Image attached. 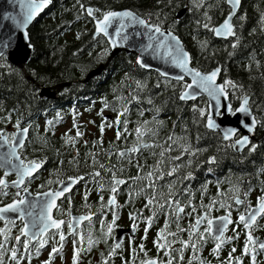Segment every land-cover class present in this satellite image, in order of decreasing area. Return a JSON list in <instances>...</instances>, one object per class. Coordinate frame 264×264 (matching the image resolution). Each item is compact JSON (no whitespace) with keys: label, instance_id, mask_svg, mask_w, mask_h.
I'll use <instances>...</instances> for the list:
<instances>
[{"label":"snow or ice","instance_id":"1","mask_svg":"<svg viewBox=\"0 0 264 264\" xmlns=\"http://www.w3.org/2000/svg\"><path fill=\"white\" fill-rule=\"evenodd\" d=\"M159 2L160 0H157V4ZM220 2L221 0H217L215 5L206 6L201 14L202 19L197 20L196 23L217 38L227 40L231 37L232 51H228L227 54L232 57L240 43V38L234 30L236 26L232 20L236 18L243 21L245 16L243 14L237 16L241 0H222L228 6L227 14L224 15L222 22L213 25L208 14V7H218ZM51 3L52 0H8L13 11L4 10L0 13V69L13 71L23 80V75L19 70L12 69L8 63V57L17 50L18 37L24 42L26 49H34L27 27L29 22ZM189 3L192 8L199 11L201 6L206 4V0H189ZM76 5H78L77 18L86 17L93 24V41L100 37V43L107 44V48L101 47V53L106 54L111 49L121 46L131 47L136 53L135 66L142 70L152 69V62L155 61V72L158 78L164 82L166 88L168 86L173 88L174 98L180 102L194 101L191 104L193 123L201 125L206 132L215 133L216 138L225 148H231L234 151L246 149L249 154H253L257 150L258 145L251 141V135L258 124L264 128V110L258 120L252 111L253 104L250 102L249 95L243 90V86L229 79L226 74L222 80H218L219 74L224 71L221 65L217 64L210 69L193 66L190 53L174 33L172 25L164 27V21L160 19L158 10L155 13L138 14L128 8L114 10L106 7L101 9L91 4L86 5L81 0H76L74 7ZM17 6L19 11H15ZM192 8L188 10L191 11ZM154 15L155 20H153ZM260 21L264 25V13H261ZM5 27H7V31H5ZM262 31H264V26H262ZM79 35L77 33V38ZM198 44L201 51L208 46L206 40L199 41ZM249 60L250 64L245 65V70H250L252 64H255L257 70L260 69V61L254 59V54H249ZM31 74L35 75V72L32 71ZM41 79L43 78L41 77ZM128 79L130 77L125 73L121 81V88H123L124 81ZM132 82L135 87L130 86L128 96H124L122 92L117 93L113 89V104H109L101 97V112L105 108H110L115 116L113 119L102 117L99 125L101 138L92 142L94 146L98 145L97 151L85 153V163L90 171L65 175L61 171L64 161L60 160L55 169L49 170V179L38 186L55 185L54 188L47 187L46 191L35 193L29 191L28 184L31 180L36 179L39 175L38 169H41L46 160V157L28 159L23 156V152L28 146L26 141H28L31 122L26 121L23 114L17 116L13 122L12 114L16 111L14 108L8 109L3 116H0V124L11 123L14 129V131L8 132L4 127H0V149H3L0 151V169L3 170V175H0V222H3V227H0V264H22V261L31 264L33 255L38 256L40 250L49 244V237L52 238L50 251L47 254V259L41 261V264H51L55 255H59L63 261L62 249L68 236L73 238L70 264H79L81 253L85 252V248L77 247L78 241L81 244L84 243V237L80 232L81 222L88 221L91 225L92 217L98 215L100 224L98 231L104 243L107 244L114 223L118 219L117 208L129 204H132L134 208L129 212L133 233L137 226L143 223L139 242L134 244V235L128 236L127 259H125L122 240L113 239L106 255L104 252L99 253L98 264H110V262L114 264L113 258L116 257L119 258L120 264H242L245 257L248 258V264H258L257 256L264 254V240L253 236L252 232L258 226L257 218L264 216V181L259 182L260 194L256 197L254 205L248 200V194L253 190L252 186L249 185L241 192L239 180L236 184L227 181L229 188L223 193L220 189L222 181H217L216 196L208 197L207 203H204L207 183L201 186L199 203L193 202L191 190L188 187L179 189L175 187L177 182L175 178L162 185L167 189L166 193L158 191V182L162 178L174 177L184 167L185 162L181 161V157L186 155V163L191 165L192 157L203 152L204 149L192 147L186 135L178 137L174 132H169L164 141L146 140V135L152 137L157 135L148 126L151 123L148 120L134 121L136 126L129 130V105L133 102H140L138 92H142L146 86V81L143 80L133 78ZM155 87L159 88L160 83L157 82ZM198 97H206L203 100V106L196 102ZM233 101L236 102L235 106ZM145 102L151 104L152 100L148 97L145 98ZM3 111V107L0 106V112ZM155 111L158 112L159 109L157 108ZM101 112H98L97 115H100ZM225 112L230 116L238 117L236 126H223L216 120L215 117L223 116ZM76 115L78 113L74 112L72 128L62 136L64 143L73 148H75L77 139L83 135L75 122ZM138 115L142 116L143 112H138ZM60 120L61 115L57 112L53 120L46 121L45 132L54 128L55 123ZM22 121H24L23 126H21ZM89 122L91 123V121ZM155 123L162 124L160 121H155ZM106 127L115 129V140L121 141L122 145L128 140L130 132L135 140L130 142L127 147H119L114 152L111 149L115 140L110 141L109 148L104 149L102 136ZM72 129L75 130L74 136H68V131ZM197 138L199 139V137ZM156 148L160 149L159 152H149L150 156L156 157L154 164L145 165L137 159V155L142 150ZM219 150L218 147L217 151ZM173 151H177V154L172 155ZM100 152H104L107 157L115 155L117 163L126 159L128 164L136 169V174L123 176L122 174L126 170L124 165L121 163L117 168L115 164L107 161L101 162L98 158ZM165 162H167L166 168L164 167ZM215 162V155L207 157L209 166ZM68 163L78 171V151L76 156L69 159ZM208 171L211 172L213 169L209 167ZM102 172L104 175L101 174ZM256 172L259 180V173H264V164L258 167ZM9 174H13L15 178L7 180L6 177ZM53 175L56 179H52ZM192 176V171L187 170L180 178V183L191 181ZM78 182L85 185L82 196L85 201L83 207L89 211L74 216L71 211V197L65 196V193H68ZM138 182H143V186L134 187ZM90 184L94 186L99 198L96 212H92V206L87 203L88 193L92 190L89 187ZM122 185L123 189H121ZM10 188L15 189V192L12 193L9 202L4 203L5 198L9 196ZM105 191L108 193L106 201L103 195ZM120 191L127 194V199H125L124 205L118 206L116 196ZM229 192L230 196L227 195ZM137 196L143 197V205L140 208L134 207ZM61 197L68 201L66 210H62L57 203ZM35 209H39V211L36 212ZM220 209H223L222 215H212L214 210L219 211ZM53 210L59 215L67 216L68 219L55 218ZM145 210L148 212L146 216L144 215ZM233 211L236 212L235 219L232 218ZM109 212L111 220L106 221L104 217ZM161 215L164 218L163 224L156 228L151 241L157 255L150 257L149 250L145 247L147 233ZM185 217H188L189 220L182 226L181 220ZM17 221H19L18 227ZM65 224L67 232L62 229V225ZM173 225L174 228L171 227ZM229 225H232L230 230ZM238 226H242L240 231H237ZM13 228L17 229L14 236L12 235ZM229 231L231 234L225 235ZM185 233L186 237L182 235ZM241 233H243L244 239L237 254V247L232 245V242L238 240ZM99 242L100 239L93 237L92 232L89 231L88 249L90 250L94 244ZM209 243L212 244V247L208 249V252L214 259H208L201 255L203 248ZM226 244L232 246L228 249L226 256L220 259V253ZM139 253H144L143 258L139 257ZM185 256H187L186 259Z\"/></svg>","mask_w":264,"mask_h":264},{"label":"flooded vegetation","instance_id":"2","mask_svg":"<svg viewBox=\"0 0 264 264\" xmlns=\"http://www.w3.org/2000/svg\"><path fill=\"white\" fill-rule=\"evenodd\" d=\"M207 2L215 1V0H206ZM252 0H241V6L237 13V16L243 14L245 19L240 21L239 19L234 18L233 24L235 27V32L237 36L240 38L239 47L235 50L234 55L229 57V61H225L223 64L215 63L212 61H204L202 62V67L198 66L194 62H192L193 66L200 67L202 69H210L212 67L217 66V64L221 65L224 71L219 74L218 80H222L224 75L226 74L227 77L237 84L243 86V90L249 95L250 102L253 104L252 111L256 118L259 120L262 115V110H264V100L261 95V89L259 82L261 81V71L255 70L254 80L252 79V70H245V65L250 64V62L245 61L244 57L242 56V50L245 45H247L250 39H246V33H251V29L248 27L252 26H264L260 19L255 23L249 22L248 19L253 17L251 14H247L245 6H247L248 2ZM206 2V3H207ZM256 2V3H255ZM254 4L264 3V0H256ZM55 4H58V7L55 8ZM68 4L66 0H52L50 6L41 14L37 19L34 20L33 23L29 25L28 33L34 37V42L39 46L45 48L47 54L52 53L54 49V35L56 32H60L61 37H69L73 35L77 37V33L79 36H83L84 44L80 45V48L77 54L75 52L73 56H83L86 60L81 59V64L75 65L77 66H85L86 70L83 72L81 78L74 79L72 82H68L63 85V89L58 92L59 99L57 101L49 98L46 100H42L39 98V93L42 89L47 87L40 86L33 77L36 75L41 74L39 70L40 66H43L46 61L40 58L33 71L35 75H30L26 72V65L30 64V61L34 57V49H32L31 59L26 63L23 64L22 67L14 65L8 61L11 65L12 69L20 70L24 73L23 81H31V83H25L22 86L21 93L18 95V99L14 102L12 101H3L0 106L3 107L4 111L0 112V116H3L8 109H16V111L12 114V121L14 122L16 117L23 114L26 121L31 122V127L29 128L28 133V141L26 143L28 146L25 148L23 152V156H26L28 159H39L41 157H46L44 164L42 165L41 169L38 171L39 175L36 179H33L28 184L29 191L35 193L37 191H46L47 187H55V185H47L46 187H38L39 185L44 184L45 181L49 179V170H53L57 167L58 162L63 160L64 163L61 166V171L67 175H76L83 172L90 171V169L86 166L85 163V153L86 152H96L98 145L94 146L93 141L99 140L101 138V134L99 131V125L101 123L102 117H107L109 119H113L115 113L110 108H105L101 112L102 104H101V97H103L109 104H113V89L116 90L117 93H121L124 96H128V92L131 87H135L131 84L125 83L123 84V88L120 87L121 81L123 78L118 76L119 68L124 65L127 67L131 64V62L126 61H115L118 57L123 55H129L127 53H121L119 56L113 58L107 65L106 69L102 73V75L93 77L90 81L84 82L86 75L96 67H99L101 64L107 62L110 56V51L106 54L101 53V46H97L92 39V32L94 30L93 24L85 17V23L89 22L91 28L89 30L86 29H70L68 26L70 24L66 23V18H69L71 14L77 15V12L68 13L67 17H64L63 6ZM208 6V5H207ZM212 8L216 13L221 16V19L217 22L219 24L222 22L224 15L227 14L228 6L225 5L222 0L219 3L218 7H209ZM103 9V7H101ZM125 9V8H122ZM130 9V8H129ZM223 9V11H221ZM114 10H121V9H114ZM133 10V9H131ZM149 12L154 13L153 8L147 7ZM135 11V10H133ZM136 12V11H135ZM138 13V12H137ZM148 13V12H147ZM139 14V13H138ZM176 14L173 15L172 19L168 22L164 23L165 25H172V28L175 29V26H180V23L175 18ZM155 15L153 16V20H155ZM47 23L48 30L43 32L42 30L36 28L37 32H34V27L37 26L39 23ZM216 25V24H213ZM90 35V36H89ZM215 38V36H214ZM100 37L97 38V40ZM232 38L223 40L225 45L229 50L232 51L230 46V41ZM38 43H37V42ZM264 47V44H261ZM250 48L253 47V44L249 42ZM107 48L106 46H104ZM134 56V55H131ZM39 57H37L38 59ZM135 58V56H134ZM102 59V61H101ZM234 60V61H233ZM96 65H94V64ZM123 64V65H122ZM90 66H95L90 68ZM138 67V66H137ZM139 68V67H138ZM140 69V68H139ZM142 70V69H141ZM149 74L146 77V89L152 90L153 92H138L140 97V102L136 103L133 102L129 105V130L134 129L136 126L133 122H139L143 120H148L151 123L148 125L157 133L155 137L147 136L145 137L146 140H154L155 142L164 141V138L168 136L169 132H174L176 136H183L186 135L188 142L194 148L204 149L203 152L195 154L192 157L191 165L186 163L187 156L181 157V161L185 162L184 167H182L178 173L175 174L174 177H165L162 178L161 181L158 182V191L167 192L166 188H163L162 185L167 183L170 180L176 179V188H183L188 187L191 190V195L193 197L194 203H199L201 199V186L207 183V191L204 195V203L208 202V197H215L217 193V181H222L220 183V189L223 193L224 190L229 188V183L227 181H231V183L236 184L239 180L241 186V192L245 190L249 185L252 186L253 190L248 194V200L254 205L256 201V197L260 194L259 192V182L264 181V173H259V180L257 179V172L256 169L264 164V128H262L259 124L254 129V133L251 135V141L257 143L258 148L254 151L253 154H249L246 149L240 151H234L231 148H225L221 145V142L216 138V134L212 132H206V130L199 124L193 123V113L191 111V104L194 101H186L180 102L174 98L173 88L168 86L167 88L164 85V82L160 80L155 72V70H143ZM13 71H6L5 73L8 74ZM42 75V74H41ZM35 76V77H36ZM45 78L49 79L52 76L50 75H42ZM11 77H8L10 80ZM13 80H17V78H13ZM157 82L160 83V87L157 88L155 85ZM255 82V85H254ZM173 83H175L173 81ZM71 85L74 87L71 88ZM52 89V88H51ZM75 89V90H74ZM50 90V88H49ZM66 90V91H65ZM74 90V92H72ZM90 95L87 98H83V95ZM9 96L8 94H0L1 98H6ZM171 102L169 101V97H172ZM150 97L152 103L149 104L147 102H143V98ZM92 98V99H90ZM206 97H198L197 101L201 106H203V100ZM90 100V101H89ZM173 100L175 102H173ZM166 103V105H165ZM236 102L233 101V105L235 106ZM159 109L158 112L155 109ZM143 112V115H138V112ZM59 112L61 115V120L55 123L54 128H50L48 132H45V125L46 121L53 120L56 116V113ZM78 113L75 116V122L79 127V130L83 133L81 137L78 138V143L75 144V148L66 145L64 143V139H62L63 134L72 128L73 123V114ZM98 112H101L100 115H97ZM53 115L51 118L50 115ZM155 118V120H154ZM216 120L219 122L220 118H223V122L221 125L223 126H236L237 119L234 116L228 115L226 112L223 116L215 117ZM91 121V123L89 122ZM155 121H160L162 124L158 125ZM63 123V124H62ZM107 123V121H106ZM62 124V125H61ZM24 125V121H22L21 126ZM175 125V127H174ZM182 125L184 128L182 129ZM0 127H4L6 131L11 132L14 131L12 128L11 123L9 124H0ZM75 130L72 129L68 131V136H74ZM52 137L55 139H59L58 143L62 145L60 151L54 152V144L52 142ZM199 137V139L197 138ZM115 140V129L114 128H105L103 136H102V143L104 149L109 148V142ZM135 137L131 135V132L128 135V140L121 144V141L115 140V143L112 145V151L114 152L119 147H127L130 142H133ZM87 141V144L85 142ZM218 147L220 148L217 151ZM159 148L156 149H146L142 150L141 153L137 155V159L141 160L145 165L154 164L156 157L150 156V151L159 152ZM77 151L79 152V168L78 171L76 168H73L69 165L68 161L71 157L76 156ZM178 151V150H177ZM177 151H173L171 154L176 155ZM209 155H215L216 162L209 166L207 164V157ZM99 160L101 162H109L111 164H115L117 168L120 167L121 163L125 167V171L123 172V176H131L136 174V169L130 166L127 160H123L120 163H117V159L115 155L112 157L105 156L104 152L99 153ZM199 164V167H197ZM164 167H167V162H165ZM211 167L213 171L209 172L208 168ZM191 170L193 173L191 181H185L180 183V178L183 176L184 172L187 170ZM104 175V173H101ZM0 175H3V170L0 169ZM36 175V174H34ZM120 175V173H118ZM15 176L13 174H9L6 177L7 180L14 179ZM107 178V177H105ZM52 179H56L55 175H53ZM142 187L143 182H138L137 185L134 187ZM92 188L91 191L88 193L87 203H89L92 212H96L98 195L94 189L93 185H89ZM124 186H121L123 189ZM9 196L5 198L3 201L4 203L9 202L11 199L12 193L15 192V189L10 188ZM85 191V185L83 183L78 182L76 185L73 186L72 189L68 193H65V196H70L72 200V214L74 216H78L80 214L87 213L89 210L83 207L85 201L82 199L83 193ZM105 201L107 200L108 193L105 191L103 192ZM227 195H231V193H227ZM117 203L119 205H124L125 199H127V194L124 191H120L117 196ZM58 205L62 210L68 209V201L61 197L57 201ZM143 205V197L137 196L135 199L134 207L140 208ZM134 210L133 205L129 204L124 207H118V219L114 223V227L112 229L111 237L108 239L107 244L104 243L103 238L100 237V232L98 229L100 228V224L98 222V215L92 217V224L89 225L88 221H82L80 224V232L81 235L84 237V243L81 244L79 241L77 242V247L85 248V252L81 253L79 264H98L100 260L99 253L104 252L105 255L107 253L108 248L110 247L113 239H121L123 243V248L125 249L124 255L125 259H127V247H128V236L134 235V244L139 242V237L143 231V223H140L137 226L136 231L133 233L131 229V222L129 220V212ZM34 211L38 212L39 209H35ZM223 209L219 211H213L212 215H222ZM53 215L55 218L67 220L68 217L64 215H59L53 210ZM144 215H148L147 210H145ZM236 212H232V218L235 219ZM104 219L106 221L111 220V213L109 212L105 215ZM163 215L160 216L159 220L156 221L155 225H153L149 232L147 233L146 237V244L145 247L148 249V255L156 256L157 253L152 246V239L155 234L156 228L163 224ZM189 218L185 217L181 220V225L184 226L188 222ZM257 227L254 232H252L253 236L258 237L260 240H264V216L257 218ZM19 226V221H17V227ZM0 227H3V222H0ZM174 228V225L171 226ZM232 225H229V230L231 229ZM242 226L237 227V231H240ZM62 229L67 232L66 224L62 225ZM17 229H12V235L16 234ZM51 231V230H50ZM91 231L93 237L99 238L100 242L94 244L90 250L87 247V238L88 232ZM231 232L229 231L225 235H230ZM186 237V233L182 234ZM72 237H66V241L64 243L62 249L63 261H61L59 255H55V259L51 262V264H70V255H71V248H72ZM243 233L238 240L233 241L232 245L237 247V254L239 253L240 247L243 243ZM52 243V238L49 237V244L45 245L43 249L40 250V254L36 256L33 255L31 260V264H41V261L47 259V254L50 251ZM229 244L224 245L223 250L220 253V259H223L228 249L232 246ZM175 247V245H174ZM212 247V244L209 243L205 245L203 248L201 255L207 257L208 259H214L209 255L208 249ZM144 253H139V257L143 258ZM187 256H185V259ZM114 264H120V260L118 257L113 258ZM258 264H264V254H260L257 256ZM22 264H27L26 261H22ZM112 264V262H110ZM242 264H248V258L245 257Z\"/></svg>","mask_w":264,"mask_h":264},{"label":"trees","instance_id":"3","mask_svg":"<svg viewBox=\"0 0 264 264\" xmlns=\"http://www.w3.org/2000/svg\"><path fill=\"white\" fill-rule=\"evenodd\" d=\"M68 4L63 6V12L64 17H67L68 13H74L77 12L78 15V5L74 7L76 4V0H66ZM256 0H252L251 2H248L246 8V13L253 15V17H250L248 21L251 23H255L260 19L261 13H264V3H258L254 4ZM82 3L91 4L94 7L98 8H111V9H122V8H130L138 12L139 14H145L149 12L147 10V7L153 8L154 13L158 10L160 13V19L164 22H167L168 19L172 18L174 14L181 8H192L191 4L189 3V0H160L159 4H157V0H81ZM207 2V1H206ZM217 0L214 2H207L204 6H201L200 10L197 11L195 8H192L191 11L187 10V13L182 19H179L180 26H175L174 33L181 39V41L184 43L186 48L191 54L192 62L197 64L198 66L202 67V62L204 61H212L215 63H221L223 64L225 61H229L228 51H231L227 48L223 40H218L214 38V36L208 32L207 30L199 27L196 23L197 20L202 19V13L205 10V7L207 5H215ZM256 3V2H255ZM58 7V4H55V8ZM208 14L211 17V23L217 24V22L221 19V16L216 13V10L212 8H208ZM77 15L71 14L69 18H66V23L70 24L68 28L70 29H86L89 30L91 28L90 23H85V17L77 18ZM233 23V21H232ZM49 22L47 23H39L37 26H35L34 32H37L35 30L36 28L42 30L43 32H46L48 30ZM251 29V33H246V39H250L251 41H248L247 45L244 46L242 50V56L244 57L245 61L250 62L249 60V54H254V59L257 61H260V71H261V81L259 82L260 85V91L262 98L264 100V47L261 44H264V31H262V27L259 26H252L248 27ZM235 30V28H234ZM90 36V35H89ZM195 37V39H194ZM54 49L52 53L49 54L46 53L45 48L42 46H39L34 42V37L31 35V43L34 45V57L30 61L29 65H26V72L30 75H32V71L37 63V61L42 58L46 61V63L43 66L39 67V70L42 75H50L51 78L47 79L41 74L38 73V75L33 77V80H35L40 86L47 87V89L50 88L52 92H60V90L63 89V85H65L68 82H72L74 79L81 78L83 72L86 70L85 66H77V64H81V59L86 60V58H83V56L75 55L74 53L78 52L80 45L84 44V37L79 36V38L74 37L73 35L69 37L62 38L60 32H56L54 35ZM231 38V37H230ZM228 38V39H230ZM101 39V38H100ZM100 39L94 41V43L97 44V46L104 47L105 44L100 43ZM207 41L208 46L203 51H201V48L198 44L199 41ZM249 42L253 44V47L250 48ZM119 56V55H118ZM37 57H39L37 59ZM102 61V59H101ZM115 61H126L131 62V64L127 67L121 66L119 68L118 76L120 78H123L125 73L128 74L130 79L125 80V83L131 84L135 86L132 82L134 79H139L146 81V77L149 76L148 73L145 71L139 69L137 66H135V58L131 55H123L118 57ZM234 61V60H233ZM94 64V63H92ZM96 65V64H94ZM95 66H90V68H93ZM97 68V67H96ZM95 69V68H94ZM250 70H252V79L254 80L255 73L254 71L257 70L255 64L251 65ZM8 71V69H0V94H8L9 96L6 98H1V103L3 101H16L18 99V95L21 93L22 86L25 85V83H31V81H23L19 78V76L15 72H10L6 74L5 72ZM19 72L23 75L24 73L19 70ZM8 77H11L10 80ZM41 77L43 79H41ZM13 78H17V80H13ZM255 85V82H254ZM74 87V85H71V88ZM52 88V89H51ZM75 90V89H74ZM72 90V92H74ZM144 93L146 92H153L152 90H147L146 86L144 90L142 91ZM90 95H83V98H87ZM173 96L169 97V101L171 102ZM92 99V98H90ZM90 101V100H89ZM143 102H145V98L142 99ZM173 102H175L173 100ZM166 105V103H165ZM53 115H51V118ZM63 124V123H62ZM61 124V125H62ZM60 138L55 139L52 137V142L54 144V152L56 153L60 151L62 148V145L58 143ZM78 143V139L76 141V144Z\"/></svg>","mask_w":264,"mask_h":264},{"label":"water","instance_id":"4","mask_svg":"<svg viewBox=\"0 0 264 264\" xmlns=\"http://www.w3.org/2000/svg\"><path fill=\"white\" fill-rule=\"evenodd\" d=\"M50 6V5H49ZM48 6V7H49ZM47 7V8H48ZM47 8H45L41 13H39L37 15V17H35L32 21L29 22V25L39 17V15H41ZM240 8V5L238 7V10ZM4 10H7V11H13V8L12 6H10L8 4V0H0V13H2ZM187 10L188 8L186 9L185 7L184 8H181L180 10H178L176 12V20H179V19H182L185 14L187 13ZM15 11H19V8L18 6L15 8ZM238 12V11H237ZM233 21V20H232ZM29 25L27 27V29L29 28ZM7 27H5V31H7ZM217 38V37H216ZM18 39V45H17V50L15 52H12L11 55L8 57V61L14 65H17L19 67H22L23 64H26L30 59H31V53H32V50H28L24 47V42L22 40L19 39V37L17 38ZM218 39H223V38H218ZM225 40V39H224ZM183 43V42H182ZM183 46L185 47L184 43H183ZM186 49V47H185ZM187 50V49H186ZM188 51V50H187ZM122 52H125L129 55H136L135 51H133V49L131 47H117V48H113L110 50V56H109V59L107 60L106 63L104 64H101L99 67L91 70L87 75H86V78L84 80V82H88L90 81L93 77H96V76H99V75H102V73L104 72V70L106 69L108 63L113 59L115 58L117 55H119L120 53ZM189 52V51H188ZM190 53V52H189ZM191 55V54H190ZM153 68L150 69V70H155V67H156V62L153 61ZM161 67H163V65H161ZM219 77V76H218ZM39 98L42 99V100H46V99H53L55 101H57L59 99V94L57 92H52L51 90L45 88V89H42L39 93ZM188 101H191V100H188ZM235 119H237L238 117L237 116H234ZM221 122H223V118H220L219 120V123L221 124ZM0 151H3V149H0ZM40 169H38L39 171ZM35 174V173H34Z\"/></svg>","mask_w":264,"mask_h":264},{"label":"rangeland","instance_id":"5","mask_svg":"<svg viewBox=\"0 0 264 264\" xmlns=\"http://www.w3.org/2000/svg\"><path fill=\"white\" fill-rule=\"evenodd\" d=\"M208 8H209V7H208ZM171 19H172V18L168 19V21L171 20ZM168 21H167V22H168ZM164 23H165V22H164ZM167 26H168V25H165L164 27H167ZM173 30H174V29H173Z\"/></svg>","mask_w":264,"mask_h":264},{"label":"bare ground","instance_id":"6","mask_svg":"<svg viewBox=\"0 0 264 264\" xmlns=\"http://www.w3.org/2000/svg\"><path fill=\"white\" fill-rule=\"evenodd\" d=\"M240 6H241V4H240ZM122 53H125V52H122ZM120 54H121V53H120ZM120 54H119V55H120ZM117 56H118V55H117ZM51 115H52V114H51ZM51 115H50V117H51Z\"/></svg>","mask_w":264,"mask_h":264},{"label":"clouds","instance_id":"7","mask_svg":"<svg viewBox=\"0 0 264 264\" xmlns=\"http://www.w3.org/2000/svg\"><path fill=\"white\" fill-rule=\"evenodd\" d=\"M33 22H34V21H33ZM33 22H32V23H33ZM27 31H28V30H27ZM31 55H32V53H31Z\"/></svg>","mask_w":264,"mask_h":264}]
</instances>
